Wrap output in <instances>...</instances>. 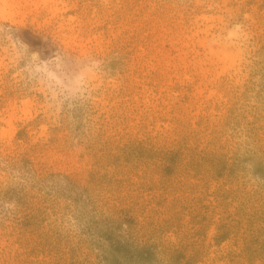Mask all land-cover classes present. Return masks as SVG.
Returning <instances> with one entry per match:
<instances>
[{
	"label": "rangeland",
	"instance_id": "obj_1",
	"mask_svg": "<svg viewBox=\"0 0 264 264\" xmlns=\"http://www.w3.org/2000/svg\"><path fill=\"white\" fill-rule=\"evenodd\" d=\"M3 2L0 264H264V0Z\"/></svg>",
	"mask_w": 264,
	"mask_h": 264
},
{
	"label": "bare ground",
	"instance_id": "obj_2",
	"mask_svg": "<svg viewBox=\"0 0 264 264\" xmlns=\"http://www.w3.org/2000/svg\"><path fill=\"white\" fill-rule=\"evenodd\" d=\"M2 2H3V0H2ZM4 3V2H3ZM3 10V9H2Z\"/></svg>",
	"mask_w": 264,
	"mask_h": 264
}]
</instances>
